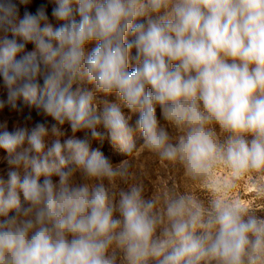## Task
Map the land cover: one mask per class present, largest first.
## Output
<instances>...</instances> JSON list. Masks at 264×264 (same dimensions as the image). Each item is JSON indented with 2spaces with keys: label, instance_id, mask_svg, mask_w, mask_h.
Returning a JSON list of instances; mask_svg holds the SVG:
<instances>
[{
  "label": "clouds",
  "instance_id": "9594fccd",
  "mask_svg": "<svg viewBox=\"0 0 264 264\" xmlns=\"http://www.w3.org/2000/svg\"><path fill=\"white\" fill-rule=\"evenodd\" d=\"M54 2L57 27L43 5L18 18L15 0H0V108L22 98L56 121L0 125L13 166L0 178V264H264V214L230 195L264 173V0ZM65 121L90 135L61 142ZM136 132L210 197L168 180L147 197L127 160L90 148L107 137L127 155Z\"/></svg>",
  "mask_w": 264,
  "mask_h": 264
},
{
  "label": "rangeland",
  "instance_id": "374dc122",
  "mask_svg": "<svg viewBox=\"0 0 264 264\" xmlns=\"http://www.w3.org/2000/svg\"><path fill=\"white\" fill-rule=\"evenodd\" d=\"M18 6V18H22L25 11L35 14L37 9L43 5L45 13L47 15V22L51 23L53 27L59 26L63 21L58 20L52 15V9L56 6L54 0H29L27 4L19 3V0H15ZM79 18L78 16L76 17ZM143 19L142 17L140 18ZM43 23V21L41 22ZM9 38H12L13 34L11 32L7 33ZM18 42L21 41V37H15ZM126 39L131 41L133 37L131 35L127 36ZM24 51L31 50L34 45L32 42H24ZM96 41H89L85 44L86 51H90L95 45ZM134 49L132 53L134 54ZM21 53H18L19 56ZM41 84L43 81H40ZM85 87L92 88L93 85L85 82ZM97 96L101 99H107L109 101H114L116 99L115 94H109L105 96L103 93H97ZM7 92L6 89L0 84V99H6ZM124 111H128L124 109ZM159 107L156 109L157 116L159 117ZM135 115L133 116V120ZM38 122L45 123L46 126L50 127L56 121L50 116L45 114L41 109L37 108L35 105H30L19 98L16 102V107H12L9 104H5L3 108H0V125L6 128L8 131H13L18 127L31 128L35 126ZM62 130L63 135L58 138L63 142L67 137L75 135L79 138H84L86 135H90L87 130H77L73 132L70 124L65 121L64 124L58 125ZM169 130L173 134H177L176 129L171 125H168ZM3 130V128H0ZM103 130V129H101ZM222 134V133H221ZM57 139L56 136L49 133L44 137L46 146H50L51 143ZM134 140L137 142L136 149L128 153L127 155L122 152L118 146L114 145L107 137L103 140L91 139L90 148L99 149L103 155L113 163L119 162L121 159L127 160L131 165L132 177L129 179L128 183L141 182L144 186V192L147 197H152L156 195L162 187V181L168 180L170 185L176 186L179 191L190 192L202 200H207L211 193L205 185V182L200 179H192L184 174L183 169L179 164L170 163L167 161H162L158 156L145 149L143 144L140 143L142 137L139 132L134 133ZM13 168L12 165L8 163L7 153L3 148H0V178L7 179L9 171ZM217 174H227L224 168H218ZM43 177H41V180ZM53 180L58 179L57 176H52ZM90 183L94 181H89ZM259 182H264V173H249L241 177L237 182L235 187L232 189L230 195L239 198L246 204H249L260 211V214H264V192L257 191V184ZM105 183H109L105 181ZM127 184L122 183L117 180L115 182V188L118 191L121 187H126ZM20 199L22 206L27 202L23 198L22 192L20 193ZM14 210H10L9 215L13 214Z\"/></svg>",
  "mask_w": 264,
  "mask_h": 264
}]
</instances>
